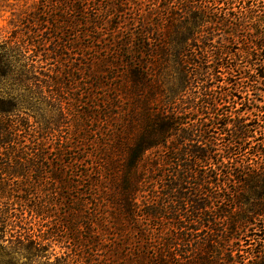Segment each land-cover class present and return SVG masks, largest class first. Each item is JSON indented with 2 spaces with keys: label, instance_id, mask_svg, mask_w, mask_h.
Wrapping results in <instances>:
<instances>
[{
  "label": "trees",
  "instance_id": "obj_1",
  "mask_svg": "<svg viewBox=\"0 0 264 264\" xmlns=\"http://www.w3.org/2000/svg\"><path fill=\"white\" fill-rule=\"evenodd\" d=\"M78 2L70 3L81 14ZM148 5L144 10L136 4L122 22L125 32L116 27L111 40L100 38L97 56L76 68L88 71L92 84L68 99L74 104L66 110L64 89L72 85L63 81V71L47 68L61 59V47L49 48L52 37L41 41L49 44L38 53V109L55 116L47 115V122L45 116L38 127L35 110L0 100V116L8 117L0 119L2 145L21 146L13 138L19 132L34 145L18 151L19 163L0 164V176L38 173L40 203L28 210L42 222L53 216L60 220L58 231L76 247H84L77 231L86 228L92 236L86 241L104 253V264H221L228 252L226 264H244L236 260L234 235L264 231V150L250 141L258 125L240 114L264 113V0H148ZM110 8L119 11L115 4ZM102 21H91L95 30L102 31ZM14 69L0 54V79ZM248 90L254 98L241 96ZM84 94L97 102L87 113L92 122H100L101 115L114 124L97 147L75 120L73 110ZM238 104L239 113L229 110ZM21 111L23 118L12 117ZM259 121L264 125V114ZM62 124L70 133L53 135ZM84 145L96 147L99 156ZM88 158L92 165H85ZM8 181H0V199L10 198ZM214 203L219 205L211 213ZM10 217L2 213L0 225L11 222L18 228ZM32 230L19 238L27 239ZM46 232L38 236V247L17 242L10 255L0 257L21 253L42 264H72L62 256L50 261ZM259 238L249 264H264V237Z\"/></svg>",
  "mask_w": 264,
  "mask_h": 264
},
{
  "label": "rangeland",
  "instance_id": "obj_2",
  "mask_svg": "<svg viewBox=\"0 0 264 264\" xmlns=\"http://www.w3.org/2000/svg\"><path fill=\"white\" fill-rule=\"evenodd\" d=\"M71 1L78 2V0H0V54L5 53V55L8 56V60L15 65L14 72L10 76L0 79V100H14V103L23 104V109L35 110V119H38L39 122L38 127L44 126L41 124L45 116L46 118L47 115L51 118L55 116L53 111L50 110L51 107H49L50 105L53 106L52 102L47 104L46 108L50 110L47 115H44V113L39 110L43 108L42 106L38 109L39 101L36 91H38V81L40 82L42 79V76L38 75V58H42L41 55H39L41 54L40 51L46 49L49 44V42H47V46L44 47L41 41L52 37L51 39L55 43L50 44L49 48L52 49L55 44L61 47L59 55L61 59L56 58V60H51L48 62L51 65L47 66V68L51 71H55L56 69L63 71V81L72 85L71 89H64L63 96L66 100H63L62 104L63 109L66 110L74 104L68 102V99H71L73 95L76 97L77 95H81L84 91L87 92V87H89L87 85L92 84L89 72L85 71L84 73H80L76 68H79L83 63H87L91 61L93 57L97 56L95 51L97 48L100 50L102 46L99 39L109 37L108 39L111 40L110 34L116 27L118 29L121 27L120 31L123 30L124 33L125 29H123L124 26H122V22L130 15V10L133 9L136 4L141 5L144 10H147L149 7L148 0H123L131 4L130 7H120V1L117 0H85L77 3L78 7L83 10L80 14L79 12L73 11L70 3ZM110 4H115L116 7L118 6L119 11L110 8ZM109 12L112 13L111 16H109ZM98 19H100V21L103 20L100 26V28H102L101 32L95 30L94 22L91 23L92 20L96 22ZM56 21L58 22L54 23ZM46 70L47 69H45V71ZM20 71L22 72L20 73ZM20 74L21 76L23 75L22 79H19ZM26 78L29 80H24ZM66 87L68 86L66 85ZM29 89H31V91ZM50 91L52 90L48 92ZM106 91L108 92V90ZM101 92L100 90H94L95 94ZM254 95L255 94H253L251 90H248L241 96L250 99L254 98ZM261 100L263 102L260 105H264V95L261 96ZM80 101H82V103L80 102V104H78L77 111L73 110L76 114L75 120L78 121V125H82L85 128V132L81 134L87 139L93 140L97 147V145L99 146L100 143H103L101 135L103 133H109L114 124L109 125L108 121L105 122V119L100 114L99 117L102 119L100 122H92L91 117H88L87 113L90 114V112L94 110V108H92L94 103H97L92 96L84 94L80 98ZM239 108L240 105L238 104L234 107H230L229 110L233 113H239ZM23 109L22 111H24ZM22 111L20 113L16 112V115H12V117L14 119L17 117L23 118L24 113ZM240 114L245 115L248 121L258 125L259 131L257 134H254L255 139L251 138L250 141H253L254 144L258 143L260 149L264 150V145L259 143H264V134H262V136L260 135V132L264 133V125L262 121H259L264 113L256 109H251L246 113L242 112ZM2 118L5 119L8 117L0 116V119ZM35 119L27 116L26 121L35 126ZM45 121L47 122L49 119L47 118ZM72 122L75 123V121ZM67 125L62 124L59 128L60 130L55 132V134L52 130L51 132H53V135H62L61 137H64L68 135L71 130L70 126L67 127ZM260 126L262 127L260 128ZM17 135L19 137L13 138L14 140L15 138L18 139V141L21 142V146H19V144L2 145L0 142V164L4 162H9L10 164L19 163L18 157L20 153L18 151L22 150L23 147H27V145H29V148L34 147L33 144H28L33 140L30 141L24 132H19ZM217 143L218 149H223L222 141L219 140ZM96 147L84 145L82 148L88 153L93 152V155L99 156L100 153ZM8 153H10L9 156ZM92 161L93 158L86 159L85 165H92ZM81 169L82 168L76 169L75 173L79 175L82 172ZM2 179L9 180L6 182V186L10 185L9 187L12 189V192L10 193L9 199H5V197L0 199V219L2 213L8 212L11 215L10 220L13 225L19 227H13L11 222L0 225V254L5 252L7 254L9 252L12 253V247L14 244H17V242H23L24 244L32 242L35 243L33 244L34 246L38 247V241H40L38 236L40 237L43 232L47 231L48 233L46 232L45 238L49 236L48 241L50 242L46 249H48L47 256L50 257V261L56 256H62L64 259H71L72 264H104V253L102 251L96 252V249L91 248V245L87 243L86 239L88 240V238L92 236L86 231V228L77 231L80 239L83 241L84 247H76L73 241L67 239L65 233L58 231V229L61 230L59 227L60 220H57V218L53 216L52 219L47 218L42 222L30 211L31 209H36V205L40 203V201H38V192L40 191L38 173L31 172L29 176L13 178L2 175L0 176V181ZM26 183H29V185L26 186ZM230 189L231 188H229V190ZM207 190L209 193H213L215 189L214 187H208ZM225 204L227 203L225 202L224 205ZM218 205L219 204L214 203L211 213L214 212V209ZM60 209L53 208V211L58 212L60 215V213L63 212V209ZM86 222L85 220L82 225L84 226ZM46 226L49 230H47ZM28 228L31 230L33 229L32 232H30L32 236L29 235L27 238L28 240L20 239V233H25ZM51 232L55 234H51ZM256 234L259 235L256 236ZM260 236L264 237V231L260 233L254 230L248 233V235L243 232H237V235H234L232 245L234 244L235 249L238 248L240 251L236 255V260L238 262H244V264L251 263L254 252L260 247L258 245ZM46 242L47 241L44 243ZM17 255L18 256H7L5 258L0 257V262L2 264H42L38 263V258L32 259L30 257H23L21 253ZM229 260L230 257L228 252V255L225 254L224 262L222 260L221 264H226L225 262Z\"/></svg>",
  "mask_w": 264,
  "mask_h": 264
}]
</instances>
